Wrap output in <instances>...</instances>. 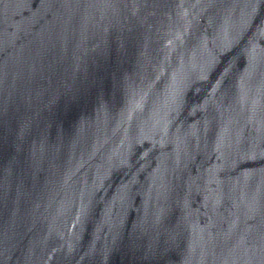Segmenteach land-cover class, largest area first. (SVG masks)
<instances>
[{"label": "water", "instance_id": "95a60500", "mask_svg": "<svg viewBox=\"0 0 264 264\" xmlns=\"http://www.w3.org/2000/svg\"><path fill=\"white\" fill-rule=\"evenodd\" d=\"M0 264H264V0H0Z\"/></svg>", "mask_w": 264, "mask_h": 264}]
</instances>
